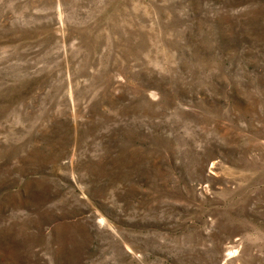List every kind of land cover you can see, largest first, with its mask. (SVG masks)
<instances>
[{
    "label": "rangeland",
    "instance_id": "obj_1",
    "mask_svg": "<svg viewBox=\"0 0 264 264\" xmlns=\"http://www.w3.org/2000/svg\"><path fill=\"white\" fill-rule=\"evenodd\" d=\"M0 264H264V0H0Z\"/></svg>",
    "mask_w": 264,
    "mask_h": 264
}]
</instances>
